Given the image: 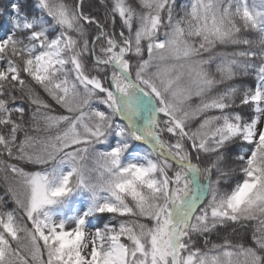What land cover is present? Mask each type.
Returning a JSON list of instances; mask_svg holds the SVG:
<instances>
[{
    "label": "snow or ice",
    "instance_id": "obj_1",
    "mask_svg": "<svg viewBox=\"0 0 264 264\" xmlns=\"http://www.w3.org/2000/svg\"><path fill=\"white\" fill-rule=\"evenodd\" d=\"M0 264H264V0H0Z\"/></svg>",
    "mask_w": 264,
    "mask_h": 264
}]
</instances>
